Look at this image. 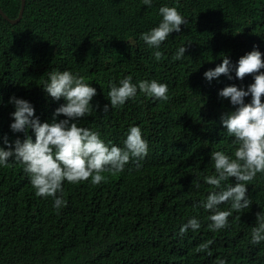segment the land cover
<instances>
[{"label": "trees", "instance_id": "1", "mask_svg": "<svg viewBox=\"0 0 264 264\" xmlns=\"http://www.w3.org/2000/svg\"><path fill=\"white\" fill-rule=\"evenodd\" d=\"M161 6L176 7L188 23L163 42L164 58L156 61L155 50L140 36L158 26ZM21 8L22 0H0V147H6L5 136L9 142L25 136L10 129L15 109L9 99L24 96L41 123H50L64 101L52 100L43 86L49 72L67 70L97 90L93 105L99 109L78 125L121 147L129 127L138 126L149 152L121 173H106L107 182L98 186L64 182L66 206L59 211L51 198L35 195L21 165L0 166V264H216L217 254L196 248L212 240L211 251L220 233L207 228L210 213L193 206L212 191L204 183L215 174L210 154L234 150L220 120L234 108L218 93L253 83L251 75L237 79L235 66L254 46L264 54V0H152L151 7L142 0H26L23 18L13 23ZM181 46L185 56L173 60ZM224 55L233 65L232 79L207 81L204 73ZM127 76L137 85L167 84L168 101L138 92L135 100L103 112L111 83ZM152 104L164 110L155 119L143 113ZM247 187L252 206L242 216L230 245L237 250L226 264H264V243H251L256 213L264 211V174ZM193 217L201 228L179 235Z\"/></svg>", "mask_w": 264, "mask_h": 264}, {"label": "clouds", "instance_id": "2", "mask_svg": "<svg viewBox=\"0 0 264 264\" xmlns=\"http://www.w3.org/2000/svg\"><path fill=\"white\" fill-rule=\"evenodd\" d=\"M142 2L148 7L152 5V0ZM159 15L162 19L158 26L140 36L149 48L155 50L153 55L156 61L164 58V54L159 51L163 42L172 33H180L181 26L188 23L176 7L161 6ZM185 52L186 46L179 47L172 59L181 60ZM262 69L264 54L254 46L252 51L239 58L235 66L237 79L242 81L251 75L253 83L246 88L226 86L218 93L219 97L229 100L234 108L233 111L223 113L220 118L227 135L233 138L234 150L232 155L219 150L210 154L215 174L205 176L204 183L211 186L212 191L207 194L206 199L193 206L210 213L206 217L209 221L207 228L220 233L211 251L210 246L214 242L212 240L201 243L196 248L197 253H207L211 257L217 254L219 259L216 264H226V261L233 258L237 249H231L230 245L243 226L242 216L252 206V200L247 194V185L254 181L258 174H264ZM232 70L230 59L224 55L222 63L206 71L204 78L209 82L221 75L232 79ZM43 90L52 100L64 101L55 109L50 123H41L40 118L35 115L34 106L25 100L24 96H12L9 99L15 109L11 113L14 122L11 123L10 129L14 133H24L25 136L23 140L17 138L14 142H9L7 136L3 138L6 147H0V166H9L10 161L21 165L30 179L35 195L45 199L51 198L55 210L59 211L66 206L63 199L64 182L75 185L90 181L93 186H98L107 182L106 173H121L133 160L139 161L147 157L149 145L138 126L129 127L121 147L106 143L101 139L99 132L78 125L77 121L91 116L93 110L100 107L98 104L93 105L97 90L85 83L84 76L67 70L51 71ZM138 92L153 100L167 102L169 99L167 84L156 80H143L137 85L132 82L131 76H127L119 80L118 84L111 83L103 112H108L109 107L119 108L126 102L135 100ZM247 97H251L248 103L245 102ZM163 111L159 104H152L147 106L143 113L149 112L150 117L155 119L161 116ZM60 116L64 119L58 120ZM29 131L34 134L35 140L28 134ZM229 180H234L235 183L228 184ZM195 186L199 189L200 184ZM224 204L230 205L228 210H221L220 206ZM201 226L200 220L193 217L180 227L179 235L183 236L189 230L198 231ZM251 243H264V211L256 213L255 226L251 229Z\"/></svg>", "mask_w": 264, "mask_h": 264}, {"label": "water", "instance_id": "3", "mask_svg": "<svg viewBox=\"0 0 264 264\" xmlns=\"http://www.w3.org/2000/svg\"><path fill=\"white\" fill-rule=\"evenodd\" d=\"M25 6H26V0H22V8H21V12H20L19 18L17 20H12L13 23L18 22L22 18ZM0 11L3 12L1 9H0ZM6 18H8V17L6 16Z\"/></svg>", "mask_w": 264, "mask_h": 264}]
</instances>
